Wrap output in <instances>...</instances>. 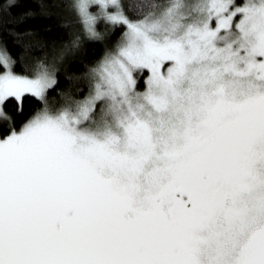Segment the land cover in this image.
Here are the masks:
<instances>
[{
	"label": "snow or ice",
	"instance_id": "snow-or-ice-1",
	"mask_svg": "<svg viewBox=\"0 0 264 264\" xmlns=\"http://www.w3.org/2000/svg\"><path fill=\"white\" fill-rule=\"evenodd\" d=\"M34 2L18 24L75 19L0 45V264H264V0Z\"/></svg>",
	"mask_w": 264,
	"mask_h": 264
},
{
	"label": "trees",
	"instance_id": "trees-1",
	"mask_svg": "<svg viewBox=\"0 0 264 264\" xmlns=\"http://www.w3.org/2000/svg\"><path fill=\"white\" fill-rule=\"evenodd\" d=\"M29 9L38 11V4L34 0H25L20 7L14 9L8 16L5 17V22L0 26V45L7 47L13 58H19L22 55L31 56L33 59L41 57L43 53L37 50H29L25 54L24 45L30 43L29 37H15L10 32L23 33L26 30H34L38 33V38L46 41L48 44L55 43L58 47L67 44L70 40L69 32L60 27L61 19L67 17L75 19L74 15L68 12L63 5L56 11L58 16L46 18L37 15L35 18L28 19L23 24H18L17 20L21 15ZM132 15V13H129ZM76 29L80 26L75 25ZM119 32L112 35L110 38L106 37L103 42H90L83 40L81 49L69 50L65 53L63 62L58 65V79L60 80L62 88L70 86L71 82L66 80L65 76L83 77L87 68L91 67L93 63L98 60L104 53L106 47H111L115 40L118 38ZM15 71L23 74L24 69L21 67V62L18 60ZM34 105H29L27 111L31 112Z\"/></svg>",
	"mask_w": 264,
	"mask_h": 264
},
{
	"label": "rangeland",
	"instance_id": "rangeland-1",
	"mask_svg": "<svg viewBox=\"0 0 264 264\" xmlns=\"http://www.w3.org/2000/svg\"><path fill=\"white\" fill-rule=\"evenodd\" d=\"M101 31L103 30V25L100 26Z\"/></svg>",
	"mask_w": 264,
	"mask_h": 264
}]
</instances>
